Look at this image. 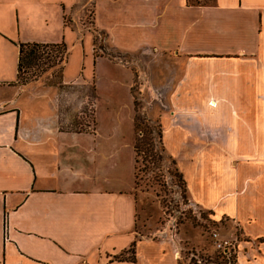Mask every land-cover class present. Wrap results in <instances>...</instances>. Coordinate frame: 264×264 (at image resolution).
Here are the masks:
<instances>
[{
  "label": "crops",
  "instance_id": "obj_1",
  "mask_svg": "<svg viewBox=\"0 0 264 264\" xmlns=\"http://www.w3.org/2000/svg\"><path fill=\"white\" fill-rule=\"evenodd\" d=\"M86 1L0 0V264H188L173 254L175 234L134 231L130 68L94 59L125 94L99 90L92 75L82 130L59 126L51 88L18 83V44L70 45L64 15ZM90 1L110 48L158 60L161 143L189 202L235 230L223 235L232 264H264V0ZM132 242L133 261L114 257Z\"/></svg>",
  "mask_w": 264,
  "mask_h": 264
},
{
  "label": "rangeland",
  "instance_id": "obj_2",
  "mask_svg": "<svg viewBox=\"0 0 264 264\" xmlns=\"http://www.w3.org/2000/svg\"><path fill=\"white\" fill-rule=\"evenodd\" d=\"M92 3L87 0L80 12L64 15L65 25L75 32L72 43L67 45L61 41L65 50L51 45L37 48V59L32 65H22L18 83L30 91L51 88L50 95L57 110L59 126L63 129L82 130L91 125L92 75L94 85L96 83L99 90L108 89L105 93L114 94L120 100H123L125 94L123 87L110 83L111 77L115 81L119 77L115 69L104 60L93 62L94 59L103 56L105 60L116 64L119 61L130 68L129 91L132 95L133 119L137 125L133 129L132 142L134 144L137 139L139 152L135 162L134 187L136 236L151 238L157 231L173 232L179 239L177 248H180L188 264H232L235 254L230 246L231 241L223 235L235 233V230L228 227L225 218H220L219 222L214 221L208 211L189 202L175 161L164 149L160 151L163 147L160 148L161 141L157 134L160 130L158 115L162 111L164 96H155L157 92L151 91L157 89L151 78L163 76L161 69L157 68L158 60L152 54L145 53L140 57L137 54L124 55L110 48L108 43L112 40H104L103 35L93 27ZM42 31L43 28L38 29L39 34ZM67 60L71 62L72 68L67 70L68 78L64 80L63 67ZM139 84L142 86L140 91ZM122 128L127 132L125 123ZM147 129H150L149 132ZM212 232L218 238L230 242L226 251L215 247ZM130 256L129 251L114 255L116 259Z\"/></svg>",
  "mask_w": 264,
  "mask_h": 264
},
{
  "label": "trees",
  "instance_id": "obj_3",
  "mask_svg": "<svg viewBox=\"0 0 264 264\" xmlns=\"http://www.w3.org/2000/svg\"><path fill=\"white\" fill-rule=\"evenodd\" d=\"M189 2V1H188ZM45 45H51V46H60L61 49L65 50V45L63 42H58V43H19L18 44V58H17V65H16V69H17V78L21 72L22 69V65H32L34 64L35 60L37 59V55H36V50L39 47L45 46ZM137 127L134 119H133V129L135 130ZM158 127L160 129V125L158 124ZM150 129H147V131ZM149 132V131H148ZM158 136L160 137V141H161V129L157 132ZM148 140V138H147ZM161 143V142H160ZM163 147L162 143L160 148ZM163 148L160 149V151ZM133 150L135 153V162H137V155L139 154L138 152V143H137V139L134 140V144H133ZM133 246H134V242H132L130 244V246L128 247L127 251L130 252L131 256L127 257V258H123V259H128L130 261H133L134 256H133Z\"/></svg>",
  "mask_w": 264,
  "mask_h": 264
},
{
  "label": "built area",
  "instance_id": "obj_4",
  "mask_svg": "<svg viewBox=\"0 0 264 264\" xmlns=\"http://www.w3.org/2000/svg\"><path fill=\"white\" fill-rule=\"evenodd\" d=\"M140 87H142L141 84H139V87H138V90H139V91L141 90ZM143 87H144V85H143ZM151 91H153V92H157V94H154L155 96H159V97H161V95H163L162 92L159 91V90H157V89H154V90H151ZM155 96H153V99H155ZM172 233H173V232H172ZM173 234H175V233H173ZM211 236H212L213 239H214V244H215V247H216V248H223L224 251L227 250L226 246H227V245H230V242H228L227 240H224V239H220V238H218V237H217V234H216L215 232H212V233H211ZM167 237H168V236H167ZM166 240L169 241V238H166ZM230 246H231V245H230ZM173 254H174V256H175L176 258L179 259V258L181 257V254H180V248L178 249V248L176 247L175 250L173 251Z\"/></svg>",
  "mask_w": 264,
  "mask_h": 264
}]
</instances>
